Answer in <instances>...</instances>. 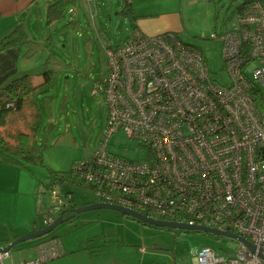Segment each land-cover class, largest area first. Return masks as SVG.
Masks as SVG:
<instances>
[{
    "label": "built area",
    "instance_id": "2783aa9c",
    "mask_svg": "<svg viewBox=\"0 0 264 264\" xmlns=\"http://www.w3.org/2000/svg\"><path fill=\"white\" fill-rule=\"evenodd\" d=\"M87 1L94 20L97 2ZM211 37L222 46L228 73L222 80L203 51L172 30L148 34L135 25L123 42L105 44L107 74L92 89L107 108L104 138L74 162L72 175L97 201L229 230L256 246L239 241L234 252L205 246L188 264H264L263 2L236 9L233 22ZM120 130L138 142L140 155L108 149ZM75 203L73 192L57 185L34 229ZM61 252L57 240L46 239L33 259L15 262L10 249L0 251V264H42Z\"/></svg>",
    "mask_w": 264,
    "mask_h": 264
},
{
    "label": "rangeland",
    "instance_id": "374dc122",
    "mask_svg": "<svg viewBox=\"0 0 264 264\" xmlns=\"http://www.w3.org/2000/svg\"><path fill=\"white\" fill-rule=\"evenodd\" d=\"M123 1L97 0L98 13L93 21L87 0H78L66 10L64 17L49 26L46 20L43 23L46 37L49 30L53 39L40 41L41 53L29 62L31 69L27 70L36 82H40L43 70L48 66L47 59L49 67L54 69L52 85L37 94L43 119L36 134V143L44 146V164L32 165V170H36L43 179L47 176L46 180H51L48 166L68 170L74 162L96 150L104 138L107 108L102 95L94 94L92 89L95 80L107 74L104 45L123 42L138 23L134 14L129 16L119 12ZM153 1L142 0L140 4L151 5ZM162 1L167 10L177 8L181 13L183 29L176 33L203 51L215 78L222 80L227 77L221 43L211 37V33L229 26L238 5L244 0ZM262 2L264 4V0ZM151 7L157 9L156 4ZM148 18L149 22H154L161 17ZM143 31L148 34L162 32ZM137 144L135 139L120 130L110 137L108 149L136 157L142 153L136 151ZM45 184L36 192L42 202L38 201L36 205L34 222L26 225L29 231L36 222L42 223L43 199L49 200ZM58 184L61 189H73L80 205L97 201L91 188ZM21 231L22 228H15L10 222L0 224V246L6 245L2 240L4 237L18 235ZM46 239L57 240L62 252L42 264H188L202 247L234 252L240 243L225 235L156 225L118 210L94 208L61 222L42 236L18 242L10 248L13 261L33 259L39 243ZM12 259L6 258L5 262L11 263Z\"/></svg>",
    "mask_w": 264,
    "mask_h": 264
},
{
    "label": "crops",
    "instance_id": "0c3cea01",
    "mask_svg": "<svg viewBox=\"0 0 264 264\" xmlns=\"http://www.w3.org/2000/svg\"><path fill=\"white\" fill-rule=\"evenodd\" d=\"M50 1L51 0H0V39L17 24L22 23L31 39L39 42L45 40L51 41L53 38L49 30L47 37L45 35L46 30L43 31V23L46 20V9ZM144 1L145 0H143V2ZM140 2H142V0H132V8L136 22H138L135 25L142 30L150 32L172 30L177 32L183 29L180 20L181 13L177 8H170V11L167 10L162 0H154L151 4H156L157 9L151 7V5L140 4ZM166 3H169V0H166ZM153 16H160L161 18L154 22H149L148 20L150 18L148 17ZM162 16H164V18ZM36 28L38 34L36 33ZM97 31L100 35L99 30ZM102 36L103 39H107L104 35ZM28 47V45L16 44L0 48V86L11 77L30 71L29 62L38 57L41 52H38L36 56L33 55V58L28 57ZM44 179L46 180L48 177L45 176ZM44 179L36 170H32V165L23 167L7 163L0 159V224L10 222L15 228H22V231L18 235L13 234L12 237L4 238L12 239L26 233V231L29 232V227H26V225L34 222L33 218L37 210L36 205L38 201L42 202V198H38L36 192L40 191L42 184L44 185L45 183L49 200L46 202L45 198L43 199V202H45L44 208L46 209L49 205L51 201V191L59 184H54L51 185L52 187H49L48 182L50 180H46L48 181L46 182ZM64 190L72 191L75 196L73 189L67 188ZM29 199L31 200L28 201ZM75 202L77 206L80 205L77 202L76 196ZM33 227L31 230H34Z\"/></svg>",
    "mask_w": 264,
    "mask_h": 264
},
{
    "label": "trees",
    "instance_id": "16d2710c",
    "mask_svg": "<svg viewBox=\"0 0 264 264\" xmlns=\"http://www.w3.org/2000/svg\"><path fill=\"white\" fill-rule=\"evenodd\" d=\"M77 1L51 0L46 9V23L51 25L54 21L64 17L66 10L75 5ZM251 1L244 0L237 9ZM119 12L129 16L133 14L132 1L124 0ZM16 44L29 46L28 57H33L42 48L39 41L29 37L22 23L17 24L0 39V48ZM49 62L47 59L48 66L44 68L43 79L40 82H36L30 73H22L11 77L0 86V159L7 163L23 167L44 164V146L36 143V134L43 119L37 94L39 91L49 88L54 81V69L49 67ZM48 168L51 172L49 187L58 183L90 187L86 182L72 175V168L68 170H59L51 166ZM76 206L75 203L65 213L73 211ZM2 240L7 244L12 239L4 238Z\"/></svg>",
    "mask_w": 264,
    "mask_h": 264
},
{
    "label": "water",
    "instance_id": "95a60500",
    "mask_svg": "<svg viewBox=\"0 0 264 264\" xmlns=\"http://www.w3.org/2000/svg\"><path fill=\"white\" fill-rule=\"evenodd\" d=\"M94 208H110V209L118 210L124 214L136 217V218L140 219L141 221L156 224V225L175 227V228H183V229H189V230H192V229L204 230V231L215 233L218 235H225V236L231 237L235 240L243 242L244 244H246L251 249H255V247H256L246 237L241 236V235H239L235 232L229 231V230H222V229H219L216 227L200 225V224L191 225V224H188L186 222H181V221H171V220L158 219V218L150 217V216L143 214L137 210L125 207V206L120 205V204L111 203V202L95 201V202L85 203L83 205H79V206L75 207L73 212L66 215V216H64V212H62L61 214H59L55 218V220L52 223L48 224L47 226L40 227V228L31 230L29 232H26L22 235L17 236L16 238H14L10 242H8L6 245L0 246V251L8 250L12 246H14L15 244H17L18 242H20L22 240L42 236V235L48 233L49 231H51L53 228H55L61 222L65 221L67 219H70V218L78 215L79 213H81L83 211H86L89 209H94Z\"/></svg>",
    "mask_w": 264,
    "mask_h": 264
},
{
    "label": "flooded vegetation",
    "instance_id": "af4514ba",
    "mask_svg": "<svg viewBox=\"0 0 264 264\" xmlns=\"http://www.w3.org/2000/svg\"><path fill=\"white\" fill-rule=\"evenodd\" d=\"M79 206V205H78ZM77 207V206H76ZM70 208H68L67 210H69ZM66 212V210L64 211V216H66V215H68V214H70V213H72L73 211H71V212H68V213H65Z\"/></svg>",
    "mask_w": 264,
    "mask_h": 264
}]
</instances>
